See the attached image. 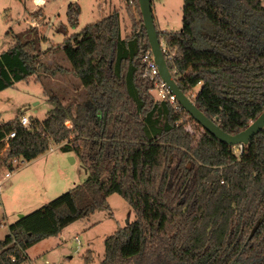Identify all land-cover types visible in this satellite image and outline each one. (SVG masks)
I'll use <instances>...</instances> for the list:
<instances>
[{
    "label": "trees",
    "instance_id": "16d2710c",
    "mask_svg": "<svg viewBox=\"0 0 264 264\" xmlns=\"http://www.w3.org/2000/svg\"><path fill=\"white\" fill-rule=\"evenodd\" d=\"M182 3L181 30H156L175 53L165 57L169 72L207 118L233 135L264 111V0ZM69 10L79 15L78 7ZM141 34L142 40L138 29L122 38L117 11L85 26L62 45L84 97L64 103L47 93L54 108L43 121L0 124V141L15 133L0 173L15 171L13 159L30 162L55 144L87 175L7 226L0 264H21L27 249L109 210L114 194L135 219L104 240L100 264H264V130L240 155L238 146L207 132H188L193 120L150 93ZM12 38L0 54V92L31 77L40 81L45 67L37 33L33 40Z\"/></svg>",
    "mask_w": 264,
    "mask_h": 264
},
{
    "label": "rangeland",
    "instance_id": "374dc122",
    "mask_svg": "<svg viewBox=\"0 0 264 264\" xmlns=\"http://www.w3.org/2000/svg\"><path fill=\"white\" fill-rule=\"evenodd\" d=\"M135 3L137 0H45L43 7L37 8L35 0H0V54L13 46L14 34L33 40L37 33L44 52L40 60L45 66L38 73L40 81L31 77L0 92V124L21 116L43 121L54 108L47 93L57 95L64 103L83 98L85 93L78 79L69 72L70 65L62 51L65 39L114 11L119 13L122 38L131 36L137 29L139 32L142 20ZM150 3L158 32L181 30L182 0ZM71 5L72 9H79L75 18L69 10ZM152 96L155 98L154 93ZM193 123H187L185 129L202 133ZM58 147L51 144L52 151L23 163L1 186L0 240L6 235L8 224L84 182L81 163L77 159L72 163L73 157ZM107 201L109 210L97 209L88 219L64 228L60 236L27 249L21 264H100L104 258V240L135 219L129 205L118 195H111Z\"/></svg>",
    "mask_w": 264,
    "mask_h": 264
},
{
    "label": "water",
    "instance_id": "95a60500",
    "mask_svg": "<svg viewBox=\"0 0 264 264\" xmlns=\"http://www.w3.org/2000/svg\"><path fill=\"white\" fill-rule=\"evenodd\" d=\"M137 3L142 20V24L139 28L140 38L141 40L143 39L141 31H144L147 39V42L143 43L141 46V54L143 55L147 49L150 50L160 80L166 84L180 108L203 130V132L209 133L219 142L230 147L247 146L254 136L264 130V111L245 129L233 135L225 133L215 121L207 118L205 114L196 107L193 101L180 90L171 77L165 57L161 50V42L155 28L150 0H137ZM126 225H128V221L126 222Z\"/></svg>",
    "mask_w": 264,
    "mask_h": 264
},
{
    "label": "built area",
    "instance_id": "2783aa9c",
    "mask_svg": "<svg viewBox=\"0 0 264 264\" xmlns=\"http://www.w3.org/2000/svg\"><path fill=\"white\" fill-rule=\"evenodd\" d=\"M44 3H45V0H35V5L37 8L42 7ZM160 42H161V50H162L164 57L171 60L175 55L174 51H171L162 41ZM141 61L144 67V74L148 77L149 81L152 84V89L150 93L151 94L154 93L156 100L166 101L170 105H172L174 108L181 110L175 97L170 93L166 84L160 80L158 70L153 61L152 55H150L148 52H145ZM19 122L21 126L25 128H28L30 126V120L25 116H21ZM65 127L68 129H71L72 124L68 121L65 123ZM14 137H15V133H10L9 135L6 136V138L0 141L1 143H3L1 155L7 150L9 141L13 139ZM49 150L52 151V149H49ZM241 150H242V146H238V149L235 150L236 154L240 155ZM23 163L25 164L27 162L21 159H13L11 161V164L15 168V170L18 169ZM11 173L12 172L4 171L3 176L0 178V188L10 178Z\"/></svg>",
    "mask_w": 264,
    "mask_h": 264
},
{
    "label": "crops",
    "instance_id": "0c3cea01",
    "mask_svg": "<svg viewBox=\"0 0 264 264\" xmlns=\"http://www.w3.org/2000/svg\"><path fill=\"white\" fill-rule=\"evenodd\" d=\"M43 7V6H42ZM66 154H68V155H71L73 158H71V161H72V163H75L76 162V158L74 157V155H72L71 153H66ZM33 161V160H32ZM31 162V161H30ZM26 164V163H25ZM82 171H83V173H84V175H83V177L86 179V177H87V175H86V173L84 172V170L82 169ZM46 174V173H45ZM48 174V173H47ZM45 176V175H44ZM7 182V181H6ZM5 182V183H6ZM9 186V185H8ZM7 186V187H8ZM75 186V185H74ZM0 204H1V207H2V209H3V204H2V202H1V196H0ZM9 225V224H8ZM7 225V226H8ZM61 235V234H60ZM59 235V236H60ZM5 237V236H4ZM87 255H88V257L90 256V252L89 251H87ZM90 258V257H89Z\"/></svg>",
    "mask_w": 264,
    "mask_h": 264
}]
</instances>
